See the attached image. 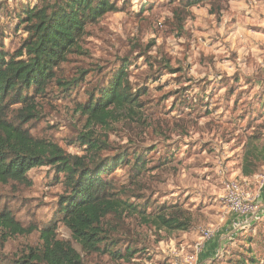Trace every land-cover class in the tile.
Listing matches in <instances>:
<instances>
[{
	"label": "rangeland",
	"instance_id": "obj_1",
	"mask_svg": "<svg viewBox=\"0 0 264 264\" xmlns=\"http://www.w3.org/2000/svg\"><path fill=\"white\" fill-rule=\"evenodd\" d=\"M185 1L114 0L121 11L88 26L83 53L70 55L58 70L61 81L84 72L83 80L70 95L54 83L40 99V119L28 124L35 137L58 143L68 154L82 155L72 144L85 123L78 104L98 96L128 62L133 88L146 90L142 112L113 125L111 149L103 155H126L127 162L146 157L149 171L140 178V194L150 199L153 208L179 204L200 215L189 231L198 237L187 245L182 240L188 232H157L127 217L116 234L121 239L117 249L125 254L132 246L135 256L118 263L108 256L82 254L85 264H185L203 230L212 229L215 235L218 212L225 217L234 214L225 205V187L242 178L226 173L231 161L241 168L249 138L264 144V0H210L184 9ZM37 2L0 0V44L9 52L27 37L16 28L18 14ZM176 9L180 16L185 12L182 30ZM263 172L264 165L258 174ZM132 174L124 164L108 179L129 187ZM28 176L30 185H0V210L12 212L24 227L37 228L31 235L7 240L0 229V259L8 264L41 246L39 230L55 222L65 191L63 175L50 167L33 169ZM57 225L58 238L71 242L70 231L60 222ZM239 240L222 264L252 257L264 264V233Z\"/></svg>",
	"mask_w": 264,
	"mask_h": 264
},
{
	"label": "trees",
	"instance_id": "obj_2",
	"mask_svg": "<svg viewBox=\"0 0 264 264\" xmlns=\"http://www.w3.org/2000/svg\"><path fill=\"white\" fill-rule=\"evenodd\" d=\"M209 1L186 0L184 9ZM120 11L114 0H38L34 7L22 8L17 16L16 28L27 34L18 49L11 53L0 44V185H30V171L50 167L63 175L65 190L55 222L39 230L41 246L30 248L13 264H85L82 254L129 262L137 250L129 246L122 254L117 249L121 239L116 234L125 218H137L142 225L169 234L189 232L199 223L200 215L179 204L153 208L150 199L140 194V178L149 171L146 157L127 162L126 155H103L111 149L109 133L113 125L139 117L142 112L141 99L146 90L133 88L128 62L112 75L98 96L91 95L88 102L78 104L77 112L85 123L72 144L81 149L82 155L68 154L58 143L35 137L28 128L40 119V99L54 83L69 92L83 80L84 72L71 81H61L58 70L70 55L83 53L88 26ZM178 12L176 9L174 15L182 18V30L185 12L182 16ZM241 163L244 177L259 173L264 165V144L260 145L258 138L248 139ZM124 164L133 171L129 187L108 179ZM57 222L70 231L71 242L58 238ZM0 229L6 233V240L37 231L35 226L21 225L7 210H0ZM0 264L8 263L0 259ZM237 264L257 261L252 257Z\"/></svg>",
	"mask_w": 264,
	"mask_h": 264
},
{
	"label": "crops",
	"instance_id": "obj_3",
	"mask_svg": "<svg viewBox=\"0 0 264 264\" xmlns=\"http://www.w3.org/2000/svg\"><path fill=\"white\" fill-rule=\"evenodd\" d=\"M235 151H231L234 154ZM239 158V154H237ZM234 161H231L229 166V173H232L233 177H239L243 179L245 186L254 197V200L260 206V212L257 216L240 217L236 214L225 217L218 212V228L215 230V235L208 241L198 257V264H222L228 258V256L235 250L239 244V237H245L251 235L256 237L259 233H264V183L261 182V174H255L251 177H244L241 172V168L233 165ZM182 241L187 242V245L191 240L197 239L195 231L184 233ZM237 240V241H236ZM189 241V242H188Z\"/></svg>",
	"mask_w": 264,
	"mask_h": 264
},
{
	"label": "built area",
	"instance_id": "obj_4",
	"mask_svg": "<svg viewBox=\"0 0 264 264\" xmlns=\"http://www.w3.org/2000/svg\"><path fill=\"white\" fill-rule=\"evenodd\" d=\"M260 179L264 183V172L261 174ZM224 202L234 214L240 217L257 216L260 212L259 204L254 200L252 194L248 192L242 179L235 178L226 184ZM212 238V229L208 228L203 230L199 241L191 246V251L184 258V263L198 264L199 255L203 251L206 243ZM183 251L185 252L184 248Z\"/></svg>",
	"mask_w": 264,
	"mask_h": 264
}]
</instances>
